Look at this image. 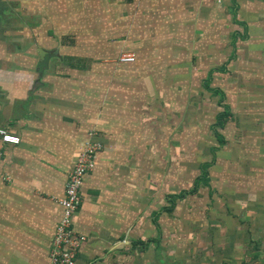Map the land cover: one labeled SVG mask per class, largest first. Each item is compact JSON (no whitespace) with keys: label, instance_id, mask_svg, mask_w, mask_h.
<instances>
[{"label":"crops","instance_id":"0c3cea01","mask_svg":"<svg viewBox=\"0 0 264 264\" xmlns=\"http://www.w3.org/2000/svg\"><path fill=\"white\" fill-rule=\"evenodd\" d=\"M263 69L264 0H0V128L21 138L0 136V264L50 263L93 131L104 148L74 217L76 264L159 252L190 196L177 190L193 169V95L224 92L212 83L231 70L260 90Z\"/></svg>","mask_w":264,"mask_h":264},{"label":"rangeland","instance_id":"374dc122","mask_svg":"<svg viewBox=\"0 0 264 264\" xmlns=\"http://www.w3.org/2000/svg\"><path fill=\"white\" fill-rule=\"evenodd\" d=\"M233 71L213 80L223 98L204 87L193 95V169L177 190L190 189V196L164 225L170 235L164 234L159 252L154 246L144 253L130 250L131 264H264V79H254L263 91L248 89L250 78L240 83ZM257 74L264 76V69ZM195 81L204 86V79ZM225 111L224 126L214 128L215 116ZM248 151L257 156L248 157ZM204 164L208 180L196 190ZM251 176L256 184L248 182Z\"/></svg>","mask_w":264,"mask_h":264},{"label":"built area","instance_id":"2783aa9c","mask_svg":"<svg viewBox=\"0 0 264 264\" xmlns=\"http://www.w3.org/2000/svg\"><path fill=\"white\" fill-rule=\"evenodd\" d=\"M135 61V54L126 53L120 57L122 63H134ZM96 134V131L90 133L91 139L86 142L84 150L76 159L68 176L66 194L59 199L65 210L52 242L49 264H76L79 251L86 242V237L74 229V217L82 204L81 189L85 176L94 169L98 153L104 148V144L94 138ZM0 136L5 144L18 145L21 142L19 136L1 128Z\"/></svg>","mask_w":264,"mask_h":264},{"label":"trees","instance_id":"16d2710c","mask_svg":"<svg viewBox=\"0 0 264 264\" xmlns=\"http://www.w3.org/2000/svg\"><path fill=\"white\" fill-rule=\"evenodd\" d=\"M207 89H209L210 91H212L214 94H220V93H222L221 92V90L219 91V90H213V89H211V87H209V86H207ZM224 97V93H222V98ZM227 114H229L228 113V111H225V112H222V113H220V115H217L216 117H217V124L215 125V127L214 128H218V126L219 127H223L224 126V123L227 121L226 120V117H224L225 115H227ZM217 136V135H216ZM217 140H218V142H221V143H224V140L222 139V137L221 136H217ZM208 167H209V164H204V165H202L201 166V169H202V171H204V176H203V178L202 177H199L198 179H197V181H196V190H197V188L199 187V185H200V183H204V182H207V174H206V170L208 169ZM194 190V189H193ZM193 192V194H194V191H192ZM185 196V193H183V194H181V196H179V197H173L174 199H181V198H183ZM176 202H173V204H175Z\"/></svg>","mask_w":264,"mask_h":264}]
</instances>
